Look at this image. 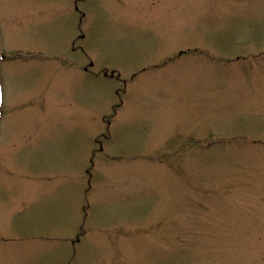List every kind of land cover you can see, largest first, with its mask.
<instances>
[{"label":"rangeland","instance_id":"rangeland-1","mask_svg":"<svg viewBox=\"0 0 264 264\" xmlns=\"http://www.w3.org/2000/svg\"><path fill=\"white\" fill-rule=\"evenodd\" d=\"M13 53L0 264H264V0H0Z\"/></svg>","mask_w":264,"mask_h":264},{"label":"flooded vegetation","instance_id":"flooded-vegetation-1","mask_svg":"<svg viewBox=\"0 0 264 264\" xmlns=\"http://www.w3.org/2000/svg\"><path fill=\"white\" fill-rule=\"evenodd\" d=\"M14 62V53L13 54H1L0 55V63L1 62ZM4 69L1 67L0 64V138H1V128H2V123L4 119V105H5V89L8 86L9 80L7 78L6 72L4 73ZM14 104V103H10Z\"/></svg>","mask_w":264,"mask_h":264}]
</instances>
